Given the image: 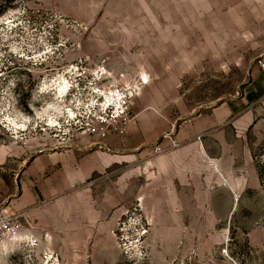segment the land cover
<instances>
[{
    "label": "rangeland",
    "instance_id": "374dc122",
    "mask_svg": "<svg viewBox=\"0 0 264 264\" xmlns=\"http://www.w3.org/2000/svg\"><path fill=\"white\" fill-rule=\"evenodd\" d=\"M263 59L264 0H0V264H264L263 114L244 192L152 188L150 166Z\"/></svg>",
    "mask_w": 264,
    "mask_h": 264
},
{
    "label": "crops",
    "instance_id": "0c3cea01",
    "mask_svg": "<svg viewBox=\"0 0 264 264\" xmlns=\"http://www.w3.org/2000/svg\"><path fill=\"white\" fill-rule=\"evenodd\" d=\"M246 90L240 100L224 102L210 115L198 118L193 126L201 129L196 137L203 135L204 141L189 137L180 149L152 158V188L212 186L218 180L232 193L252 187L251 173L240 175L239 171L248 161L243 150L244 135L264 115V71L259 65L251 69ZM226 126L231 129L221 132ZM148 143L142 141L129 147L135 149ZM249 156L252 158L250 153Z\"/></svg>",
    "mask_w": 264,
    "mask_h": 264
},
{
    "label": "built area",
    "instance_id": "2783aa9c",
    "mask_svg": "<svg viewBox=\"0 0 264 264\" xmlns=\"http://www.w3.org/2000/svg\"><path fill=\"white\" fill-rule=\"evenodd\" d=\"M260 68L264 71V62L261 61L259 63ZM120 93V92H119ZM121 97L117 98V102H119L118 105H112L107 108L106 112L104 114H100L97 116L96 120L100 121L101 123H107L110 118H120L123 116H126L128 114L129 108H128V101L124 93L120 94ZM90 116H93V114H90L86 117V119L82 120L81 126L87 128H93L90 122H88L91 119ZM84 121V122H83ZM93 130H95L93 128ZM199 141H201V137L199 138ZM158 154L164 153V151H161L160 149H157L156 151ZM13 218L8 216L7 214H0V249L2 248L5 239L11 235L14 234V225L12 224Z\"/></svg>",
    "mask_w": 264,
    "mask_h": 264
},
{
    "label": "bare ground",
    "instance_id": "6f19581e",
    "mask_svg": "<svg viewBox=\"0 0 264 264\" xmlns=\"http://www.w3.org/2000/svg\"><path fill=\"white\" fill-rule=\"evenodd\" d=\"M58 90V89H57ZM68 90H69V87H68V85L67 84H65V85H62V86H60V88H59V90H58V92H59V95H60V97H65L66 95H68L67 93H68ZM57 92V93H58ZM117 105L119 104L117 101L115 102ZM115 103H110L109 105L107 104V102L105 103L107 106H111V105H113V104H115ZM115 104V105H116ZM69 115H71V114H69ZM74 118V117H73ZM48 122V127L49 128H57V127H59V124H58V122L56 121V120H54V119H51L50 118V120H48L47 121ZM16 126V125H15ZM26 126V125H25ZM25 126H17V129H20V130H25Z\"/></svg>",
    "mask_w": 264,
    "mask_h": 264
}]
</instances>
